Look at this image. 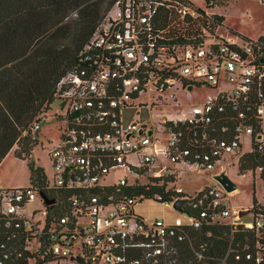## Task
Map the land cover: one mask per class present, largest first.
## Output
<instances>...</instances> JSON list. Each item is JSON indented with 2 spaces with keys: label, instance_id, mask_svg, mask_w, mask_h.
<instances>
[{
  "label": "built area",
  "instance_id": "2783aa9c",
  "mask_svg": "<svg viewBox=\"0 0 264 264\" xmlns=\"http://www.w3.org/2000/svg\"><path fill=\"white\" fill-rule=\"evenodd\" d=\"M204 1L112 0L55 85L52 181L0 185V264H264V201L235 207L214 178L264 151V33L239 34L211 10L224 0ZM198 171L211 182L180 185ZM144 199L182 217L141 216ZM214 228L221 254L203 239Z\"/></svg>",
  "mask_w": 264,
  "mask_h": 264
},
{
  "label": "trees",
  "instance_id": "16d2710c",
  "mask_svg": "<svg viewBox=\"0 0 264 264\" xmlns=\"http://www.w3.org/2000/svg\"><path fill=\"white\" fill-rule=\"evenodd\" d=\"M111 3L0 0V161L17 145L14 155L28 157L31 181L42 182L43 171L29 159L37 138L28 127L50 108L60 76L82 64L80 53ZM256 167H261L264 188V151L246 153L239 160L240 173ZM203 239L216 254L227 244L224 228H214L213 236ZM186 255L192 256L189 248Z\"/></svg>",
  "mask_w": 264,
  "mask_h": 264
},
{
  "label": "rangeland",
  "instance_id": "374dc122",
  "mask_svg": "<svg viewBox=\"0 0 264 264\" xmlns=\"http://www.w3.org/2000/svg\"><path fill=\"white\" fill-rule=\"evenodd\" d=\"M196 4L204 6V0H194ZM211 10L223 17V25L230 27L249 39L256 40L264 33V3L261 0H224L215 5ZM201 96L207 92L206 89L197 90ZM196 91L192 92V100L196 98ZM183 100V96L179 95ZM64 113L60 107V101L54 99L50 108L45 112L40 130L36 132L37 142L32 146L29 152V159H32L34 166L42 169L48 182L52 181V167L49 159V151L58 141L61 134L62 121L58 116ZM248 147V145H246ZM18 146L14 145L11 150L0 161V185L12 187H27L31 185L27 159L24 154L22 158L14 155ZM24 160V161H22ZM188 174L180 180L183 188L192 190L211 180L202 173ZM225 173L236 183L234 192L230 195L231 203L235 207H248L254 199L264 201V188L262 180L255 171L252 173L247 170L240 173L236 164L226 166ZM32 207L41 206L38 198L31 204ZM134 211L147 218L161 217L165 220H171L174 217H182L181 214L174 211L170 206L163 205L151 199H144L134 205Z\"/></svg>",
  "mask_w": 264,
  "mask_h": 264
},
{
  "label": "water",
  "instance_id": "95a60500",
  "mask_svg": "<svg viewBox=\"0 0 264 264\" xmlns=\"http://www.w3.org/2000/svg\"><path fill=\"white\" fill-rule=\"evenodd\" d=\"M150 133V131H148ZM214 178L223 186L226 191H233L236 188V183L230 178V176L224 172L214 175ZM184 199H178L173 203V207L180 210L181 204L184 202ZM52 200L46 199V203H51ZM245 211L241 210L239 214H243Z\"/></svg>",
  "mask_w": 264,
  "mask_h": 264
},
{
  "label": "bare ground",
  "instance_id": "6f19581e",
  "mask_svg": "<svg viewBox=\"0 0 264 264\" xmlns=\"http://www.w3.org/2000/svg\"><path fill=\"white\" fill-rule=\"evenodd\" d=\"M234 191H235V190H234ZM234 191H231V192H234ZM231 192H230V193H231Z\"/></svg>",
  "mask_w": 264,
  "mask_h": 264
},
{
  "label": "crops",
  "instance_id": "0c3cea01",
  "mask_svg": "<svg viewBox=\"0 0 264 264\" xmlns=\"http://www.w3.org/2000/svg\"><path fill=\"white\" fill-rule=\"evenodd\" d=\"M22 161H24V160H22ZM25 162V161H24ZM236 191V190H235ZM232 193V192H231Z\"/></svg>",
  "mask_w": 264,
  "mask_h": 264
}]
</instances>
